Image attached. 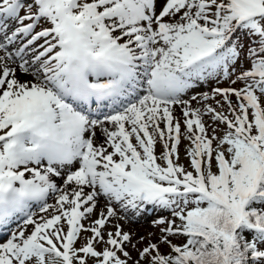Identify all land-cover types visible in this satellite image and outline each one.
<instances>
[{
	"label": "snow or ice",
	"instance_id": "1",
	"mask_svg": "<svg viewBox=\"0 0 264 264\" xmlns=\"http://www.w3.org/2000/svg\"><path fill=\"white\" fill-rule=\"evenodd\" d=\"M0 229V264H264V0H0Z\"/></svg>",
	"mask_w": 264,
	"mask_h": 264
},
{
	"label": "rangeland",
	"instance_id": "2",
	"mask_svg": "<svg viewBox=\"0 0 264 264\" xmlns=\"http://www.w3.org/2000/svg\"><path fill=\"white\" fill-rule=\"evenodd\" d=\"M245 67H247V64H245ZM239 86H240L239 84L234 85V87H239ZM201 91H204V90H201ZM207 91H209V90H207ZM175 114L177 116L180 115V109L179 108L176 109ZM185 144H186V141H182V143L180 145V149H179L180 158L183 160L182 163H184V161L186 160ZM162 215L168 216L169 213L167 211H163V212L157 211V212L149 215V217H147L146 219L138 220L136 222L135 221H131V222L120 221V223L123 225L125 231H130L133 233L132 241H133V243L136 244V249H142L143 247H145L149 243V237L151 239V242L157 241V238L160 236L159 227H154L152 222ZM109 228H111V226H109ZM141 236L146 237V239L142 243H137L139 237H141ZM176 240H177L176 238H173L172 239L173 243L176 242ZM160 248H161V245H160ZM127 249L131 253L133 259L137 258V251H136V249H134L132 247L131 244L127 245Z\"/></svg>",
	"mask_w": 264,
	"mask_h": 264
}]
</instances>
